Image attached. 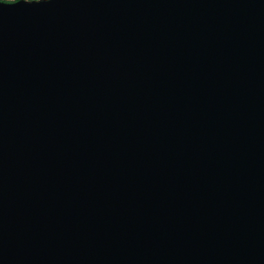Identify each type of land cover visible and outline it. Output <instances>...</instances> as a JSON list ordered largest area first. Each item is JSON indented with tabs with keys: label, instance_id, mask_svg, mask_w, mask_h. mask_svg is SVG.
Masks as SVG:
<instances>
[{
	"label": "water",
	"instance_id": "95a60500",
	"mask_svg": "<svg viewBox=\"0 0 264 264\" xmlns=\"http://www.w3.org/2000/svg\"><path fill=\"white\" fill-rule=\"evenodd\" d=\"M0 4V264H264V0Z\"/></svg>",
	"mask_w": 264,
	"mask_h": 264
},
{
	"label": "clouds",
	"instance_id": "9594fccd",
	"mask_svg": "<svg viewBox=\"0 0 264 264\" xmlns=\"http://www.w3.org/2000/svg\"><path fill=\"white\" fill-rule=\"evenodd\" d=\"M8 2V0H0V4H4V3H7ZM49 2V0H41V2L39 3V4H41V3H48Z\"/></svg>",
	"mask_w": 264,
	"mask_h": 264
},
{
	"label": "rangeland",
	"instance_id": "374dc122",
	"mask_svg": "<svg viewBox=\"0 0 264 264\" xmlns=\"http://www.w3.org/2000/svg\"><path fill=\"white\" fill-rule=\"evenodd\" d=\"M8 1H14V0H8Z\"/></svg>",
	"mask_w": 264,
	"mask_h": 264
},
{
	"label": "snow or ice",
	"instance_id": "6c2138e0",
	"mask_svg": "<svg viewBox=\"0 0 264 264\" xmlns=\"http://www.w3.org/2000/svg\"><path fill=\"white\" fill-rule=\"evenodd\" d=\"M37 2H38V0H37Z\"/></svg>",
	"mask_w": 264,
	"mask_h": 264
}]
</instances>
